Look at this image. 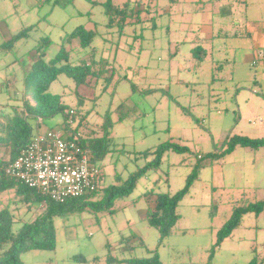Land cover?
Instances as JSON below:
<instances>
[{
  "label": "rangeland",
  "instance_id": "rangeland-1",
  "mask_svg": "<svg viewBox=\"0 0 264 264\" xmlns=\"http://www.w3.org/2000/svg\"><path fill=\"white\" fill-rule=\"evenodd\" d=\"M55 1L59 2L54 4ZM97 1L0 0V112H11L14 105L22 107L24 70L36 60V48L42 38L51 39L45 55V60H49L60 51L67 35L84 26L98 32L93 42L95 56L97 60H109L100 80L112 73L111 82L104 91L102 82L89 76L86 83L75 88L71 78L60 74L49 91L62 94L63 101L78 110L72 127H78L84 138H103L101 150L106 156L98 163L105 173L103 187L123 183L153 162V150L162 143L175 142L190 152L168 151L160 166L149 168L130 194L116 198L108 207L56 217V248L25 251L22 260L25 264H128L118 260L157 253L162 264H247L255 251L264 250V211L244 214L231 235L219 245L216 243L218 232L237 206L264 197V147L252 150L239 146L217 162L204 157L198 177L180 204L179 221L172 233L162 239L160 231L146 218L150 203L154 204L150 193L182 189L201 162L198 151L206 156L216 147L221 148L229 133L235 134L240 114L233 109L228 115L215 111L208 120L207 115L202 117L186 105V94L180 100L173 97V84L169 93L164 91L172 82L158 66L159 60L168 55L163 30L167 17L162 20V32L152 16L147 22L126 26L117 23L111 27L100 4L105 0ZM165 1L161 0V4L168 0ZM239 17L244 20L241 15L235 18ZM220 20L226 24L230 18ZM25 29L29 30L27 37L9 49L2 48ZM79 42L77 39L65 46L73 63L89 51L82 49ZM250 107L243 111L244 121L240 124L246 121L254 126L256 120L264 122V102ZM38 122L39 131L46 132L60 126L63 116L39 118ZM9 158L10 149L1 145L0 159ZM214 164L216 167H212ZM102 195L103 191L92 200H100ZM0 199V206H4L19 198L13 189L1 194ZM42 209L40 205L12 204L14 229L34 219Z\"/></svg>",
  "mask_w": 264,
  "mask_h": 264
},
{
  "label": "trees",
  "instance_id": "trees-1",
  "mask_svg": "<svg viewBox=\"0 0 264 264\" xmlns=\"http://www.w3.org/2000/svg\"><path fill=\"white\" fill-rule=\"evenodd\" d=\"M88 1L93 4L98 3L97 0ZM58 2L55 1L54 4ZM100 4L103 5L104 12L108 17L107 25L111 27L117 23L121 26H126L133 22L143 21L142 14L144 11L140 9L142 5L141 0H127L123 4L116 3L114 0H105L100 2ZM28 31L25 29L13 35L3 44L4 47L2 48L9 49L20 39L27 37ZM97 36L98 32L94 29L79 26L63 39L60 51L49 60H45V55L48 46L51 44V39L49 37L42 38L36 48V60L32 62L30 68L24 70L25 90L22 98V107L14 105L11 112H0V146L5 145L10 149V158L8 160L0 159V195L15 189L16 195L19 198L17 200H10L4 206H0V264H25L21 255L23 252L31 249L54 250L57 245L56 217H65L77 212L108 207L116 198L130 194L134 190L138 178L146 174L149 168L160 166L164 155L168 151L190 152L189 148L175 142L168 141L162 143L153 150L155 155L154 161L149 162L139 171L132 173L123 183H113L104 188V183H106L104 173L97 190L80 197L68 198L64 202L55 201L42 194L38 189L29 187L6 174V167L17 157L19 151L32 140L35 134L39 132L40 124L38 119L44 120L58 114L63 116V122L60 126L67 131H71L73 136L78 135L79 141L92 149L93 161L97 165L106 156V152L101 150V140L103 138H84L79 132L78 127H72L78 115V110H73L68 103L63 101L62 94L49 91L51 84L58 79L60 74H66L71 78L75 83V88L86 83L89 76H96L97 83L102 82L103 90L105 91L106 86L111 82L112 73H110L109 77H105L104 80H100L101 76L107 71L106 65H108L109 60H97V56H95L97 51L93 46V42ZM77 39L80 41V47L82 49L89 48V51L81 59L73 63L71 61V52L65 46ZM89 58L90 60H88ZM2 117L4 120L1 119ZM70 119H73L72 124L69 123ZM239 145L258 148L264 146V139L257 140L236 135L229 137L224 141L221 148H217L215 152L209 153L206 156L199 157L201 162L193 168L182 189L174 193H150L154 197V204L150 203L146 218L150 225L160 231L162 239L172 233V229L179 221L181 217L179 212L180 204L198 177L204 165V162H202L204 157L210 160L222 159L225 155L233 152ZM149 152L147 150V153ZM101 191L105 195H109H102L100 200L93 201L92 199ZM1 203L2 200L0 199V205ZM19 203L27 204L29 207L40 205L43 209L39 211L34 219L23 223L22 226L15 230L14 225L16 222L12 211V204L17 205ZM263 211L264 199L257 200L246 206H237L231 219L218 232L216 245H219L226 237L231 235L233 230L240 225L244 214H259ZM261 253H264V250L260 253L255 251L254 256L247 264H264V254L262 255ZM79 258L82 261H86L84 257ZM118 261H126L128 264H162L157 253L152 257Z\"/></svg>",
  "mask_w": 264,
  "mask_h": 264
},
{
  "label": "crops",
  "instance_id": "crops-1",
  "mask_svg": "<svg viewBox=\"0 0 264 264\" xmlns=\"http://www.w3.org/2000/svg\"><path fill=\"white\" fill-rule=\"evenodd\" d=\"M141 1L143 21L152 16L160 32L165 25L162 20L168 18L163 28L168 55L158 63L159 70L168 73L172 81L164 91L169 93L173 84V97L180 100L186 94V105L202 117L207 115L208 120L215 111L228 115L238 110L235 134L230 132L227 138L264 139L263 119L260 124L254 121V126L246 121L240 124L244 110L264 102V0ZM240 15L243 21L235 18ZM222 17L230 20L224 24ZM203 155L198 151V158Z\"/></svg>",
  "mask_w": 264,
  "mask_h": 264
},
{
  "label": "built area",
  "instance_id": "built-area-1",
  "mask_svg": "<svg viewBox=\"0 0 264 264\" xmlns=\"http://www.w3.org/2000/svg\"><path fill=\"white\" fill-rule=\"evenodd\" d=\"M92 156V149L83 145L78 135L57 126L36 133L6 167V174L64 202L98 189L104 171Z\"/></svg>",
  "mask_w": 264,
  "mask_h": 264
}]
</instances>
